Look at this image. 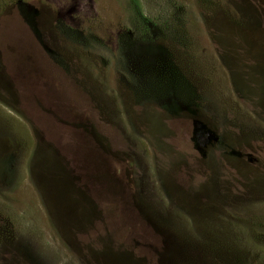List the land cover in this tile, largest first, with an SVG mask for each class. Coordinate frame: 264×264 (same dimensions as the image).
Masks as SVG:
<instances>
[{
  "label": "rangeland",
  "instance_id": "rangeland-1",
  "mask_svg": "<svg viewBox=\"0 0 264 264\" xmlns=\"http://www.w3.org/2000/svg\"><path fill=\"white\" fill-rule=\"evenodd\" d=\"M0 264H264V0H0Z\"/></svg>",
  "mask_w": 264,
  "mask_h": 264
}]
</instances>
